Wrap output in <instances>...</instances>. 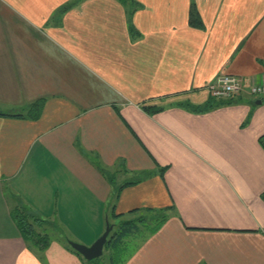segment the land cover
<instances>
[{"label":"crops","instance_id":"crops-1","mask_svg":"<svg viewBox=\"0 0 264 264\" xmlns=\"http://www.w3.org/2000/svg\"><path fill=\"white\" fill-rule=\"evenodd\" d=\"M67 1L0 0V111L46 97L36 120L0 115V264H45L12 198L91 242L113 202L120 213L173 205L124 264H264V98L250 92L264 83V0H137L134 31L119 0L55 13ZM191 1L203 27L189 23ZM223 72L243 90L185 106L205 103ZM97 159L118 182L149 173L113 201ZM44 256L84 264L57 240Z\"/></svg>","mask_w":264,"mask_h":264},{"label":"trees","instance_id":"trees-1","mask_svg":"<svg viewBox=\"0 0 264 264\" xmlns=\"http://www.w3.org/2000/svg\"><path fill=\"white\" fill-rule=\"evenodd\" d=\"M79 1L80 0H69L59 6L55 13L61 14ZM119 1L125 5L128 12L129 27L134 31V24L131 21V16L137 8L139 2H137V0ZM189 23L195 27L204 26L203 20L194 1H191L190 5ZM223 97L215 96L210 92V96L205 103H186L185 106L193 111H204L216 105H219L220 103H224L225 99ZM260 97L264 98V96ZM227 101H229L228 98H226L225 102ZM45 102L46 97L40 96L29 102H26L14 111H0V115H8L36 120L41 116L45 106ZM141 106L147 113L150 114L164 109L163 105L152 102L143 103ZM258 140L261 146L264 148V133L259 136ZM94 164L99 170H101L103 175L111 183L113 187V201L119 196L120 191L125 186L137 183L141 180L142 177L149 173L148 171H139L137 176L127 178L123 181L118 182V170L115 171L105 167L98 159L94 161ZM119 165L122 171H128L125 168L124 163H119ZM159 167L160 172L163 174L168 166L166 165ZM261 196L264 199V192ZM20 204L21 203L17 202L15 205H13V207L11 208V214L20 229L21 235L27 241L29 248L35 249L40 255L42 261L47 264L44 252L49 247L51 238L49 233L40 227H43V222H45V219L41 218L28 206H21ZM172 209H174V206L169 205L163 208H133L127 213H120L116 211V206L113 202L111 210L109 212V216L111 215L115 220L111 221L107 219L113 227L111 228L107 236L102 255L92 259H87L72 247V245L69 243V239H65L66 242L63 243L67 249L77 254L84 264H124L128 260V258L133 255L134 251L138 249L140 243L145 240L149 234L156 232L162 226V224L169 216V210Z\"/></svg>","mask_w":264,"mask_h":264},{"label":"built area","instance_id":"built-area-1","mask_svg":"<svg viewBox=\"0 0 264 264\" xmlns=\"http://www.w3.org/2000/svg\"><path fill=\"white\" fill-rule=\"evenodd\" d=\"M205 87L215 96H231L243 90L244 82L236 74L223 72L209 80ZM250 92L257 96H264V83L251 84Z\"/></svg>","mask_w":264,"mask_h":264},{"label":"rangeland","instance_id":"rangeland-1","mask_svg":"<svg viewBox=\"0 0 264 264\" xmlns=\"http://www.w3.org/2000/svg\"><path fill=\"white\" fill-rule=\"evenodd\" d=\"M127 14H128V12H127ZM20 201L24 202L22 199ZM22 202H20L21 206H23V205L27 206V204H23ZM12 203L15 205L17 203V201L14 198H12ZM39 216L41 218L45 219V222H43V227L42 226H40V227L43 230H45V231H47L49 233L50 238H51V243L53 241H55V240L61 241V242H66L65 239H69V241L70 240L78 241V242H81V243H84V244H87V243L91 244L94 241L93 240L91 242V238H89V237L87 238V236L84 235V234H82L83 237L82 236H78V234H76V231L71 230V227L66 224L65 220H62V219H59V220H56V221L55 220H51L48 217H46L45 215H43V214H41V215L39 214ZM108 219L111 220V221L115 220L114 218H112L111 215H110V217ZM103 231L104 230H102V232ZM77 233H80V232H77Z\"/></svg>","mask_w":264,"mask_h":264},{"label":"water","instance_id":"water-1","mask_svg":"<svg viewBox=\"0 0 264 264\" xmlns=\"http://www.w3.org/2000/svg\"><path fill=\"white\" fill-rule=\"evenodd\" d=\"M258 102H261V100H258ZM112 227V224L107 220L105 230L91 244H84L73 240H70L69 243L87 259L98 257L103 254L104 245Z\"/></svg>","mask_w":264,"mask_h":264}]
</instances>
